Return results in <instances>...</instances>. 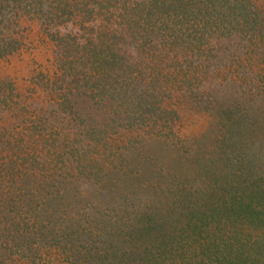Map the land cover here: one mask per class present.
<instances>
[{"label": "rangeland", "instance_id": "obj_1", "mask_svg": "<svg viewBox=\"0 0 264 264\" xmlns=\"http://www.w3.org/2000/svg\"><path fill=\"white\" fill-rule=\"evenodd\" d=\"M0 1V17L13 7L22 13L14 21L4 20L2 27L11 24V30L0 36L1 46L7 36L8 41L12 35L22 39L18 50L0 58V81L13 87L9 94L17 96L21 106L46 107L48 89L66 88L64 75H73L77 64L84 68L79 77H72L81 96L75 101L77 114L67 118L69 125L82 130L75 129L77 135L68 142H60L54 133L49 141H40L38 155L52 160L49 168L56 176L44 184L43 192L59 188L61 193L55 199L46 195L41 206L54 211L63 204L56 212L74 216L88 229L68 261L53 252L35 264H170L169 259L177 262L194 251L224 255L228 264H252L258 244L253 251L251 245L264 237V226L256 223L247 205L232 208L230 197L240 192L239 186L254 192L264 175V126L259 117L264 115V0L218 1V8L212 9L204 7L214 5L211 0ZM198 4L204 13L197 19ZM242 4L248 6L247 14L236 10ZM255 21L258 25H251ZM84 47L96 51L91 52V63H96L94 55L108 53L113 64L121 62L138 83L125 85L105 67L75 61L73 55L85 54ZM257 67L260 96L252 98L241 89L247 91L243 82L249 75L255 78ZM98 72L102 74L96 79ZM91 78L101 90L84 97L85 89L94 86ZM160 102L177 114L168 124L146 119ZM21 108L0 102V125L8 130L22 127L25 120L14 117ZM258 111L261 115L253 114ZM230 114L235 119L259 117L244 122L254 131L258 128L261 138L248 141L245 152H229L231 144L223 134L217 137ZM58 120L53 121L57 128ZM84 139L95 146L87 149ZM104 139L116 146L112 152L102 144ZM59 142L57 151L53 146ZM56 155H87L92 160L101 155L115 167L109 164L112 169L97 176L63 178ZM89 165L95 167L91 161ZM26 185L32 188V180ZM262 197L260 193L254 202ZM80 232L74 230V236ZM228 239L238 241L239 249ZM219 241L225 245L216 247ZM198 243L202 249L195 248Z\"/></svg>", "mask_w": 264, "mask_h": 264}, {"label": "trees", "instance_id": "obj_2", "mask_svg": "<svg viewBox=\"0 0 264 264\" xmlns=\"http://www.w3.org/2000/svg\"><path fill=\"white\" fill-rule=\"evenodd\" d=\"M218 1L223 2L224 0H211L214 5L209 6L206 3L204 7L212 9L216 6V3ZM13 2H16V0H13ZM201 7L203 6L200 4V9ZM235 7L236 10H246L245 14H247V10L249 9L248 6L243 7V4ZM200 9L198 4L196 15L193 18L196 17L198 19L199 14L204 13V11H202V9L200 11ZM21 14L22 13L19 12L18 7H13V11L11 13H5L0 17V36H3L5 33H10L11 30V24H7L2 27V25L4 24V20L7 19L8 21H14L17 17H20ZM242 18H244L243 15ZM241 19H238V22H242ZM251 25L257 26L258 23L255 21L254 24L252 23ZM16 26L19 27V25L17 24ZM248 32L251 38H255V35L252 36L250 34V31ZM8 38L9 36L4 38L5 41H3L2 46L0 45V58L3 57L5 53L7 54L16 49L18 50V48H20L22 45V39H15V35H12L11 41H8ZM84 48L85 54H78V56L73 55V59L75 61H81L82 63L85 61L88 64L97 65L98 68L105 67L110 74L118 76V78H120L125 85L132 84V87H135V85L138 83L137 78L134 77V75H132L129 70L128 73L123 70L124 66L121 65V62L118 65L113 64L112 59L110 55H108V53L100 54V56L94 55L96 63H91V52L93 51V53H95L96 51H94V49L90 47ZM62 66L65 70L63 63L61 64V68ZM244 66L248 68L251 67V65L249 64L248 66L247 64H245ZM258 68L260 67H257L256 70H253L256 73L255 78H253L252 75H249L243 82L244 84L246 83L245 86L247 91H245L243 88L241 89V93L249 94V96L252 98H255L256 95L260 96L259 90L261 79H259L258 76L261 75L259 74V72H257ZM80 72H84V68L79 67V65L77 64L72 71L73 75L68 74L69 76L65 77L64 75L63 77V83L65 84L66 88H63V85H61L60 90L49 88L48 90L50 91H48L49 96L47 97V103H45L46 101L43 102V104L45 103L44 106L46 107H34L32 110L26 108L25 105L21 106V104L16 101L17 96L10 95L13 87H11L9 83L0 81V102L11 109L14 107H23L21 108L23 111H19V109H16L17 114L14 115V117L23 118L25 120V123L21 125L22 127H16V129L13 130H8L0 125V264H35L40 259L44 262L46 260V257L44 255H47V253H49V255L51 256L53 252H58L60 255L64 254L63 257L68 261V259L72 258V256L74 255L75 248H77L75 245L76 241L82 242V237L80 236V234L84 236V230L88 229L85 227L87 225L78 223V221L74 219V216L65 217L66 213H58L61 212V208L59 207L63 206V204H59V207L53 208L55 209L54 211L51 209H47V211H45L41 206L42 204L45 205V203L42 202V198L46 195L49 194L52 196V199H55L54 197H58L61 193L58 190L59 188L55 191H50V193L48 191L43 192V190H45L44 184L46 183L47 185L51 182V178H53L54 173L49 168V162L52 160L49 159L48 161V157L38 155V147L40 141H49L47 137L50 138L54 133L57 134L58 137H60V142H68L72 137L77 135V130L75 129H78L79 126L69 125L67 118L77 114L74 110V107L76 106L75 104H77L75 101L78 97L81 96V93L77 91L79 88L74 87L77 83H73L74 79H72V77H79L81 74ZM116 72L117 74L119 72L120 75H117ZM245 72H249V69ZM101 74L102 72H98L99 77L96 76L95 78L99 79ZM239 77L237 79H243V77ZM91 80L94 86L90 89H85V91L82 93L84 94V97H89L93 93H99V91L97 92V90H101V86L94 83L92 78ZM69 81L71 82V84H68ZM235 84L239 85V83ZM72 91H74L75 93H73ZM88 93H90L91 95H89ZM142 97L143 96H141V98ZM141 98L139 99L140 102H137V105L141 104ZM156 98L157 97H154V99ZM168 107L169 106L166 107L162 105L161 102L160 104L155 105L154 110L151 111L152 113H149L148 117H146L147 121L151 120L154 121V123L161 122L164 124H168L169 121L174 119V117L177 115L176 113H174L173 109L171 110V108L169 109ZM45 112L46 114L43 117L42 115ZM253 114L261 115L260 111ZM259 117H262L260 127L264 126V115H261ZM259 117H252V114H246L244 118L235 119L230 114V116L228 115L227 119H223L224 126L227 130L223 129L219 131L217 137L220 138V134H223L222 139L227 141L228 144H231L229 152L232 148L236 150L235 153H242V151L245 152L244 149L247 146L248 141L254 143L258 142L257 139L261 138L258 136V132L260 131H258V128L256 129V131L258 132H256L253 130L254 127H246L244 125V122L250 120L253 123L252 119L255 120ZM57 119H59L57 123V126L59 124L58 128L55 127L53 123V121L56 122ZM146 119L138 118V121L146 123ZM40 123L42 124L40 125ZM244 127L247 128L246 131L242 129ZM71 129L74 130L68 133V130ZM78 130H82V127ZM60 142L59 144H57V146H53V148L57 151L61 149L62 144L60 145ZM82 142L87 147V149L89 147L95 146V143H89L87 139L82 140ZM102 144L111 147L106 148V146L104 145V151L106 149H111L107 151L112 152V150L116 147L106 139H104V142ZM57 156L60 160L61 167H63L62 170H64L65 172V174L62 175L63 178H66V175L68 177H73V175L75 176L79 173H81V175L90 174V176H92L94 174L95 176H97L99 171H109L112 169V166L115 167L114 162H105L101 158V155H99L97 160L96 158H94L95 162H93L94 159L92 160L88 158L87 155H56V157ZM90 161L91 163L95 164V167H93L94 165H89ZM109 164H111L112 166ZM55 165L56 164H54L53 166L55 167ZM39 175L40 177H38ZM30 180H32L33 182V187L30 189L28 185H26L28 188L26 186L24 187V184ZM247 187L248 186L238 187L239 190L236 191L240 192L237 195H233V197H230V205L234 209H238V207L247 205L250 208L251 214L255 215V218L257 219L256 223L260 226H264V175L261 176L259 185L256 187L257 189H255L254 192L252 188L248 189ZM61 192L64 193V191ZM246 192L248 195V202L243 200V198L246 199L247 197ZM260 193H262L263 195L261 201L257 199L254 202V200L260 196ZM82 214L86 215V213ZM90 217L92 218V216ZM65 218L67 220H70V222H66ZM55 219H58L57 223ZM84 222L87 221H85L84 219ZM74 230L76 232H80L81 230L83 231L80 232L78 236H74ZM90 232L91 234L96 233L92 229H90ZM228 240H231V242H233V246L234 240ZM255 243L258 244L260 250L264 251V237H260L259 241L257 238V240L254 241V244L251 245L252 250L250 249V251H253L257 246ZM200 244L201 243H198L195 248L202 249L203 246ZM224 245V242L219 241L216 247H222ZM234 245L236 249H239L238 241H235ZM258 247L255 252L253 251V257H250L249 261H252V264H264V255L261 251H259ZM45 249H48V251L43 252V250ZM76 253L78 255H81L79 251H77ZM255 253H258L257 259L255 258ZM209 254L211 253L209 252ZM235 256L236 255H234L233 257ZM169 262L170 264H225L227 263V260L224 255H220L218 253H215V255L213 253V255L205 256L201 252L194 251V253H190L188 256H179V260L177 262L173 261L172 263V259L171 261L169 259Z\"/></svg>", "mask_w": 264, "mask_h": 264}]
</instances>
